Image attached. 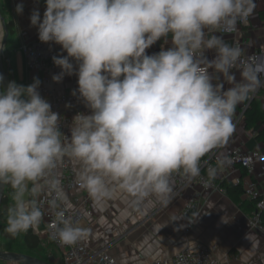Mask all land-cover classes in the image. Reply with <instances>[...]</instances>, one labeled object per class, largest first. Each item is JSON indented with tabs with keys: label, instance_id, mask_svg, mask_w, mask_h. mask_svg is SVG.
<instances>
[{
	"label": "clouds",
	"instance_id": "1",
	"mask_svg": "<svg viewBox=\"0 0 264 264\" xmlns=\"http://www.w3.org/2000/svg\"><path fill=\"white\" fill-rule=\"evenodd\" d=\"M255 7L254 0H46L42 19L34 10L39 41L67 53L52 57L61 69L53 81L75 74L73 95L90 114L75 115L69 138L38 78L5 88L0 76V189H10L4 232L38 230L47 195L54 238L73 245L87 236L54 178L66 160L78 165L76 183L95 202L119 190L135 202L166 203L175 173L198 177L202 158L233 133L237 106L264 84V60L217 35L234 32ZM169 37L170 47L146 54ZM220 78L229 87L214 83Z\"/></svg>",
	"mask_w": 264,
	"mask_h": 264
},
{
	"label": "crops",
	"instance_id": "2",
	"mask_svg": "<svg viewBox=\"0 0 264 264\" xmlns=\"http://www.w3.org/2000/svg\"><path fill=\"white\" fill-rule=\"evenodd\" d=\"M254 2L256 7L250 16V22L242 27L241 33L236 37L217 33L230 45H233L235 38H239L248 55L264 49V0ZM45 3L46 0H0V13L6 24L12 23L13 26L3 55L4 65L17 84L27 86L30 83L31 73L26 47L38 40L37 28L31 26L30 15L34 10H39L42 19ZM18 4L24 5L22 14L16 12ZM4 35L5 32L1 30V36ZM170 40L169 37L168 44H164L163 39L157 41L146 50V54H158L162 46L170 47ZM47 45L58 50L61 56L67 55L59 45ZM208 56L211 59L212 53ZM236 76L239 79L238 71ZM76 81L78 77L75 74L65 75L61 82H54V89L60 95L72 93ZM214 83L222 84L225 89L229 87L223 78L215 80ZM251 99H255L264 111V88L237 106L233 116L234 131L222 151L223 155L226 150L233 148L264 152V143L257 140V135L264 130V124H259L252 131L246 130L245 126L244 111ZM74 164L78 170V165ZM171 184L173 191L166 203L154 199L145 200L141 202L142 209L135 217L131 215L135 201L119 190H115L111 198L103 201L95 202L90 198L93 214L87 217L84 223L88 233L83 238L84 242L93 250L109 243L110 253L118 264H148L151 261L171 260L187 246L197 251L211 245H218L215 256L220 264H264V232L252 227L251 214L234 203L228 195L205 191L198 183L194 184L193 190H186L181 194H176L177 183L173 176ZM193 191L202 195V212L195 228L186 235L182 212ZM80 195L89 197L84 190ZM66 197V203L72 207L70 198ZM242 199L249 202L243 195ZM7 205L1 211L3 214ZM0 226V251L22 253L41 257L51 264H62L61 253L48 240L43 222L38 230H31L40 240L39 251L30 250L25 246V233L17 237L8 236L4 232L5 217L0 220Z\"/></svg>",
	"mask_w": 264,
	"mask_h": 264
},
{
	"label": "built area",
	"instance_id": "3",
	"mask_svg": "<svg viewBox=\"0 0 264 264\" xmlns=\"http://www.w3.org/2000/svg\"><path fill=\"white\" fill-rule=\"evenodd\" d=\"M249 22L250 17L246 22L238 23L234 32L221 34L236 37L241 33L242 27L248 25ZM233 45H239L243 48V43L239 38L234 39ZM26 55L31 73L29 85L33 83L34 79L38 78L40 80L38 91L50 103L52 110L62 117L59 127L61 132L70 138L73 118L77 113L88 115V109L79 98L78 91L76 95H73L74 91L61 95L55 91L52 78L54 75L59 74L61 69L54 65L52 57L61 56L59 51L41 43L38 39L26 47ZM246 55L256 56L260 60H264V49ZM260 78L264 81V75H261ZM263 88L264 84L256 92H260ZM74 90H78L77 81L75 82ZM230 138L231 136L226 142L212 149L202 158L201 172L198 177L190 179L182 172H177L173 175L177 183L176 194H181L186 190H193L194 184L198 183L205 191L227 195L226 189L219 185L220 181L227 180L234 184H241L244 198L255 205L250 216L251 225L254 229L264 232L262 219V214L264 213V152L233 148L226 150V154L223 155L222 151L226 148ZM212 170L215 172L214 177L209 176V172ZM243 170L245 171L244 176ZM76 173L77 168L74 162L66 160L55 170L54 178L62 184L64 193L72 202V207H69L66 201L64 202L67 214L84 227L87 217H91L93 214L91 199L80 195L83 189L76 183ZM49 198L47 195L41 198L46 210L43 221L46 227L45 234L55 249L61 253L62 264H118L110 253L109 243H106L100 249L93 250L83 239L73 245H64L58 239H55V217L54 214L47 211V200ZM141 209L142 203L135 202L131 209V215L133 217L137 216ZM201 212L202 195L200 192L193 191L182 212L186 235L197 225ZM217 250L218 245H211L197 251L187 246L171 260L151 261L148 264H220L215 256Z\"/></svg>",
	"mask_w": 264,
	"mask_h": 264
},
{
	"label": "trees",
	"instance_id": "4",
	"mask_svg": "<svg viewBox=\"0 0 264 264\" xmlns=\"http://www.w3.org/2000/svg\"><path fill=\"white\" fill-rule=\"evenodd\" d=\"M7 29L9 33L11 34L13 32V26L12 23H8ZM244 120H245V126L246 130L252 131L254 130L259 124H264V111L261 109L259 103L254 99L250 102L248 108L245 110L244 113ZM257 140L264 143V130L261 131L257 135ZM243 176L245 175V171L243 170ZM219 185L221 187H224L227 191V195L230 197V199L239 205L242 209H244L245 212L248 214H252L255 205L252 202H245L242 199L243 195V187L241 184H234L230 181L224 180L220 181ZM10 192V189L6 188L4 201L2 204V209L8 204L10 201V197L8 193ZM4 218L3 212L0 213V220ZM263 224H264V213L262 214ZM1 231V226H0ZM23 241L25 246L34 251L40 250V240L37 236L33 234L31 230H29L27 233H25L23 237ZM41 258V257H40Z\"/></svg>",
	"mask_w": 264,
	"mask_h": 264
},
{
	"label": "water",
	"instance_id": "5",
	"mask_svg": "<svg viewBox=\"0 0 264 264\" xmlns=\"http://www.w3.org/2000/svg\"><path fill=\"white\" fill-rule=\"evenodd\" d=\"M1 30L5 32L4 36H1ZM9 31L7 29L6 20L0 13V76L3 77V84L6 88L7 84L14 81V78L9 75L4 65V51L9 39ZM5 189H0V213L2 211V204L5 197ZM0 262L9 264H51L40 257H34L16 252L0 251Z\"/></svg>",
	"mask_w": 264,
	"mask_h": 264
}]
</instances>
